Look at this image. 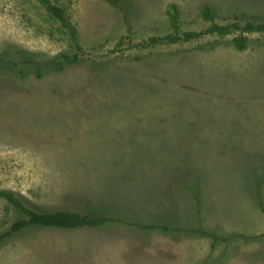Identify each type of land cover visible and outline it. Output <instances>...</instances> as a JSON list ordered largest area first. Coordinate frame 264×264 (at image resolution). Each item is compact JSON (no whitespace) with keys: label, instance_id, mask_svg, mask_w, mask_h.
<instances>
[{"label":"rangeland","instance_id":"obj_1","mask_svg":"<svg viewBox=\"0 0 264 264\" xmlns=\"http://www.w3.org/2000/svg\"><path fill=\"white\" fill-rule=\"evenodd\" d=\"M82 52L34 0H0V189L35 210L110 219L29 228L0 264H264V34L136 44L169 30L264 19V0H54ZM126 16L131 43L126 36ZM3 60L25 61L22 74ZM0 200V232L15 220Z\"/></svg>","mask_w":264,"mask_h":264},{"label":"trees","instance_id":"obj_2","mask_svg":"<svg viewBox=\"0 0 264 264\" xmlns=\"http://www.w3.org/2000/svg\"><path fill=\"white\" fill-rule=\"evenodd\" d=\"M43 11L68 35L76 53L72 56L62 54L55 63L59 68L65 64H72L78 61L82 52L81 46L77 43V28L73 24L68 9L59 5L54 0H34ZM113 8L119 9L123 0H102ZM201 22L205 25L200 30H182L180 12L176 4L169 3L165 8V16L169 24V32L163 36H152L136 44L137 47L147 49L161 45H177L200 40L202 38L218 36H231L230 44L236 50H245L250 43L249 36L253 34H264V19L257 16L234 17L230 23L220 24L209 5H203L198 12ZM126 25V36L118 42L121 47L126 41L131 43L132 30L126 16L123 18ZM13 72L22 74L21 66L26 65L25 61L14 62L12 59L3 60ZM0 200H3L16 214L15 220L9 228L0 232V247L5 241L29 228H47L61 230L96 229L107 224L110 219L100 216H92L71 210H54L40 212L32 208L24 198L15 191L0 189Z\"/></svg>","mask_w":264,"mask_h":264}]
</instances>
